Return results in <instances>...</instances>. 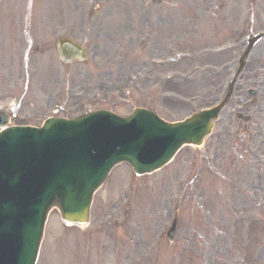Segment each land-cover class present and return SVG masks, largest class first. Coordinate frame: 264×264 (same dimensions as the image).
Instances as JSON below:
<instances>
[{
	"label": "rangeland",
	"instance_id": "374dc122",
	"mask_svg": "<svg viewBox=\"0 0 264 264\" xmlns=\"http://www.w3.org/2000/svg\"><path fill=\"white\" fill-rule=\"evenodd\" d=\"M95 1L102 0H0V108H6L10 101L19 104L15 124H24V118L35 114L52 115L53 96L56 95L57 102H66L65 108L72 113L111 110L114 104L112 107L110 99H102L99 105L95 103L103 91L100 80L107 79L115 89L128 73L139 76L149 73L148 60L163 52L160 50L166 48L172 36L177 35L173 42L178 41L180 51L204 46L215 48L222 43L241 44L240 40L245 37L241 36V24L236 20L241 14L247 15L248 9L256 11L260 4V0H255L252 8L248 0H223L220 11L217 9L220 0H177L175 6L169 2L157 3L160 0H107L106 3L102 1L103 6L94 4ZM128 10L141 21L140 28L128 29V25H123L126 20L123 11ZM262 28L263 22L249 27V31L255 33ZM98 34L100 36L96 38ZM159 34L166 36V41L162 48L155 49L154 54L139 46L141 37L149 45L151 41L158 42ZM60 36H70L83 43L89 50L88 61L63 66L52 46ZM30 37L33 39L30 46H35L32 50L28 45ZM98 42L100 51L102 45L107 50L105 57L118 61L125 59L130 63L123 68L122 63L117 69L104 68L99 60L104 55L98 59L92 54ZM128 47L135 51L131 60ZM21 50L28 53L27 58L18 57ZM236 54L234 52L225 60L234 59ZM209 62L212 66L222 63L212 58ZM188 69L190 66L179 67L184 72ZM27 71H30L29 75ZM249 74L248 66L243 78ZM222 82L214 83L208 89L203 85L197 88L191 106L186 103L161 104L156 97L159 98L163 90L147 85L142 96L131 97L130 106L115 107V112L126 115L131 105L146 106L159 111L166 120L178 121L220 99ZM258 83L256 103L247 112L252 117L249 135L236 150L222 144L225 138L230 143L233 141L227 135L230 128L241 135V125L235 121L231 109L237 101L234 99L204 144L199 148L185 147L162 172L135 178L130 168L122 165L111 173L94 198L92 226L86 233L94 234L97 224H109L124 211L131 214L129 226L117 235L111 233L112 229L103 233L111 234L107 241L110 246L106 243L103 250L100 249L102 261L114 252L116 257L110 259L112 264H130L128 260L135 259L155 235L162 233L171 217L175 194H179L181 209L177 238L172 246L165 241L160 255L146 264H264V79ZM253 84L254 81L242 80L235 96L248 97L244 91ZM172 91L186 99L192 95L189 86L176 84ZM113 93L119 94L114 90ZM78 98L84 103L92 98L91 106H77L75 99ZM72 99L75 106L70 104ZM34 119L40 121L43 118ZM127 195L133 201V208L126 209L122 204ZM52 223L54 225L50 227ZM65 233L64 227L51 215L38 264H54L56 258L59 263L63 253L58 244L60 235ZM131 240L134 242L130 244ZM72 244L73 240L69 244L73 253ZM88 257L93 261L91 256ZM68 260L70 258L66 257L63 264Z\"/></svg>",
	"mask_w": 264,
	"mask_h": 264
},
{
	"label": "water",
	"instance_id": "95a60500",
	"mask_svg": "<svg viewBox=\"0 0 264 264\" xmlns=\"http://www.w3.org/2000/svg\"><path fill=\"white\" fill-rule=\"evenodd\" d=\"M213 117L169 126L146 112L130 119L97 113L55 124L51 134L50 127L2 134L0 264H33L51 208L67 223L83 224L92 193L114 164L127 161L138 174L148 173L182 145H200Z\"/></svg>",
	"mask_w": 264,
	"mask_h": 264
},
{
	"label": "bare ground",
	"instance_id": "6f19581e",
	"mask_svg": "<svg viewBox=\"0 0 264 264\" xmlns=\"http://www.w3.org/2000/svg\"><path fill=\"white\" fill-rule=\"evenodd\" d=\"M261 10H262V13H263V16H261L262 18H264V1H263V3H262V8H261ZM262 49H264V47H261V48H259V49H257V51L254 53L255 54V57L256 56H258V55H261L260 54V51L262 50ZM262 56V55H261ZM216 80H219V79H221V78H215ZM208 84V86L209 87H211L212 86V83H207Z\"/></svg>",
	"mask_w": 264,
	"mask_h": 264
}]
</instances>
